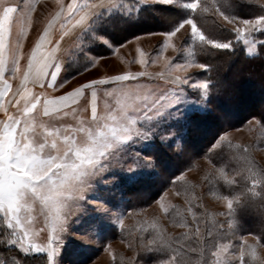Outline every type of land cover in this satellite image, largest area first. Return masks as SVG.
Listing matches in <instances>:
<instances>
[{"label": "snow or ice", "instance_id": "obj_1", "mask_svg": "<svg viewBox=\"0 0 264 264\" xmlns=\"http://www.w3.org/2000/svg\"><path fill=\"white\" fill-rule=\"evenodd\" d=\"M37 2L0 0V111L4 114L0 119V244L19 249L25 257L44 254L45 264H60L67 236L79 241L77 250L83 257L79 264H94L87 255L89 245L111 225L125 230L121 204L112 203L102 192L121 182L142 183L158 163L159 147L186 141L189 126L207 115L209 103L220 91L211 78L212 64L199 63L195 51L208 57L214 51L232 52L240 45L249 57L256 55L258 45L264 48V40L257 38V34L264 35V0H256L260 6L252 18L234 14L246 0H213L211 4L207 0H70L66 5L56 0L58 11L47 21L21 72L23 39ZM156 3L179 4L185 10L181 14L186 18L163 33L166 39L161 52L189 25L188 41L193 50L189 58L183 62L168 58L166 71L160 73L125 70L90 78L59 96L33 91L37 85L41 89L63 88L76 76L96 68L106 59L104 52L117 55L125 45L115 44L111 34L139 20L142 9L154 10L150 6ZM209 11L233 27L218 25L219 36L206 35L199 20ZM57 24L60 38L53 43ZM65 37H71L72 42L70 49H65L67 62L57 55ZM100 48L103 51H98ZM173 48L181 54L184 51L183 46ZM137 51V62L147 65L148 54ZM192 67L208 75L201 79L178 74ZM62 71L72 75L58 83ZM14 79H19V86L6 106L5 97L12 92L10 80ZM9 106L15 111H9ZM69 116L74 123L63 122ZM261 119L252 118L264 128ZM228 136V132L219 134L208 148L209 152L219 149L221 162L212 178L217 183L223 181L228 189L227 195L219 197L227 211L219 214L228 217L230 230H238V210L258 206L261 220L256 243L245 241L238 255H228L229 246L219 243L223 224L203 234L197 224L194 232L173 236L153 222L148 226L151 232L141 229L140 246L131 264H264V256L257 253V248H264V168L255 167L247 156L248 147L234 145ZM233 161L243 162V166L232 167L230 176ZM177 181H184L183 173L172 182ZM37 206L44 219L42 229L34 227ZM160 207L169 213L163 203ZM187 211L195 221L196 213L191 207ZM176 216L180 219L174 223L189 227L179 210ZM73 226H79L78 231H73ZM42 231H47L46 243H37ZM206 252L211 253V261L205 258ZM13 264L21 261L13 258Z\"/></svg>", "mask_w": 264, "mask_h": 264}, {"label": "rangeland", "instance_id": "obj_2", "mask_svg": "<svg viewBox=\"0 0 264 264\" xmlns=\"http://www.w3.org/2000/svg\"><path fill=\"white\" fill-rule=\"evenodd\" d=\"M69 2L70 0H63L65 5ZM183 2H187V0H181V3ZM207 2L211 4L213 0H207ZM156 5L176 8L180 18L164 23L165 31L148 29L140 33L137 32L141 27L138 23L127 24L125 29L129 30L131 35L120 43L125 46L120 48L117 55L104 52L106 59L101 60L96 68L83 73V75L76 76L75 79L64 84L63 88L51 89L45 86L41 89L38 85L33 87L31 84H29V87H33L35 93L43 91L50 96H59L90 78L113 75L125 70L132 72L146 70L155 74L166 71L168 58H173V62H177V60L183 62V59L189 58V52L193 51L189 47L190 41H188V35L190 34L189 25H185L184 29H181L175 37L171 38L166 50L161 52V47L166 39L163 33L170 31L180 20L186 18L181 14L185 10L179 4L165 5L156 3L151 6ZM259 6L256 0H246V4L241 7L242 9H236L234 14L242 18H252L254 10ZM58 8L56 0H38L36 3V11L32 14V25L28 29L27 36L23 39V57L20 60L21 72L27 65V59L34 47L35 37L39 38L47 21L58 11ZM218 25H224L227 29L233 27V25L224 21L222 17L214 14V11L203 14V17L199 20V26L202 27L206 35L219 36ZM148 33H155V35H148ZM57 36L60 38L59 24L55 26V34H52L53 43ZM135 37L140 38L137 40ZM257 38L258 40H264V35L257 34ZM69 39V45L65 49H70L71 47V37ZM127 41L131 42L126 43ZM173 45L177 48L183 46V53H178L173 48ZM65 49L62 51L61 59L67 62L68 56ZM137 49H141L148 54L146 58L149 63L147 65H141L137 62L139 59ZM98 51H103V48ZM256 52V55L249 57L242 51L240 45H236L235 50L232 52L219 50L218 53L222 55H228L231 59L240 60V62L230 60L226 65L215 63L211 59L209 61L208 57L203 56L198 50L195 51V58L199 63L212 64L211 78L213 81L219 80L221 77L226 79L224 85L218 84L220 91L213 96L208 105V112L216 115L218 119L217 125L215 126L210 120L208 125L202 122L204 116L196 118L195 122L187 130L186 141H177L171 147H159V160L150 177L139 184L128 185L121 182L113 186L109 192H102L112 203L121 204L125 212V230L122 232L117 226L111 225L104 230L98 240H94L89 245L87 255L92 258L94 264H131L132 257L140 246L141 229L148 228V232H151L152 229L148 226L153 222L173 236L182 234L185 231L194 232L190 227H187L186 230V228L180 227L173 222L180 219L179 216H176L177 210L186 220L191 219L196 222V220H193L192 213L187 211L189 207L192 208L193 213H196L197 219H202L203 216H206V220H210L212 224L214 219H216L215 222L223 224L221 232L225 234L222 238L224 241L219 243L229 246L228 255L232 253L238 255L240 247L244 245L245 241L250 245L256 243L254 237L260 233L255 228L250 229L252 234H240L238 230L229 229L227 216L219 214L227 211L226 203L219 197L227 195L228 189L225 185V190L221 192L214 187L219 186V183L212 177L218 174L217 169L221 167V163L213 164L212 157L219 152V149L212 152L208 151L215 137L223 132H228V139L234 145L238 144L248 147L247 156L250 158L251 163L255 162L256 165H253L257 168H264V128L257 125L255 120H252L253 117L261 119L264 116V57L262 56L264 55V48L258 45ZM260 62L263 63L261 64ZM256 65H259L257 70ZM178 74L201 79L208 75L204 70L197 67L189 68L186 72ZM70 75H72L71 72L62 71L58 83L64 77ZM10 83L12 85V96L19 86V79L10 80ZM83 104L84 101H81V106ZM10 111L14 112L15 109L10 107ZM249 120H252L251 124L247 123ZM63 122L74 123L70 116L64 118ZM261 124L264 125V119H261ZM201 149H205L209 153V157L207 154L201 155L199 153ZM228 151L225 148V152ZM235 164L236 162L233 161L229 165L230 176L231 168L236 167ZM181 173L184 175V181L173 183L174 177ZM220 183L223 184V181H220ZM185 189H188V191H185ZM91 196L92 194L89 193L90 198ZM161 203L169 208V213L166 214L163 211L160 207ZM172 206H175V208ZM129 212L131 215H128ZM33 215L36 217L34 227L36 229L44 228V219L39 213V206H37ZM237 223L238 226L242 224L238 217ZM78 228L79 226H73L72 230L78 231ZM148 232H145L144 235L147 236ZM0 239H3V233H0ZM46 240L47 231H42L36 242L46 243ZM130 243L132 247H129ZM261 243L264 244L262 241ZM78 244L79 241L74 238L65 237L63 251L59 257L60 264H79L83 257L77 250ZM109 245L110 248H108ZM257 253L260 256H264V248H257ZM113 255L115 256V261L113 260ZM13 258L20 260L21 264H25V261L27 264H45L46 260L44 254L25 257L20 253L19 249L9 248L5 244H0V260H4L5 264H13ZM233 264H238V262L234 261Z\"/></svg>", "mask_w": 264, "mask_h": 264}, {"label": "trees", "instance_id": "obj_3", "mask_svg": "<svg viewBox=\"0 0 264 264\" xmlns=\"http://www.w3.org/2000/svg\"><path fill=\"white\" fill-rule=\"evenodd\" d=\"M151 8L154 10H152V11H150L148 9H142L141 10L139 20H136L134 22V23H138L141 26L137 32L143 33V32H145L144 30H148V29L153 30V31L154 30H157V31L164 30L165 31L166 27H164V23H169V21H175L176 19L180 18V17H178L179 12L176 8L158 6V5L151 6ZM126 27H127L126 25H123L122 27H120L119 29H117L115 32H113L111 34L110 38L115 44H120V43L124 42L131 35V34H129V30L125 29ZM140 30H142V31H140ZM134 34H136V33H134ZM98 50H100V49H98ZM262 56L264 57V55H262ZM207 59L209 61L211 59L215 63H219V64H226L230 60L240 62V60H238V59L237 60L235 58L231 59L230 57H228V55H222L221 53H218L215 51L213 52V54L211 56H208ZM260 63L262 64L263 62H260ZM226 65H225V67H226ZM263 65H261V66L263 67ZM253 69H255V68H253ZM257 69H259V65H256V70ZM221 78L219 80H214V82L218 83L221 86L224 85L226 83V81H225L226 79L225 78L221 79ZM212 119H214L213 122H212ZM209 120L211 121V123L215 124V126L217 125L216 123L218 122V119L216 118V115L212 114L211 112H208L207 115L204 116V119L202 122H204L208 125ZM199 153L201 155L207 154L209 157V153L206 152L205 149H201ZM212 162H213V164L220 162V158L218 157L217 154H215L212 157ZM253 164L256 165L255 162H253ZM235 166L236 167H242L243 162H240V163L236 162ZM214 187L216 189H218V191H221V192H223V190H225V188H226L225 185L221 184L220 182H219V186H214ZM259 212H260V209L258 206L257 207H251V208H243V209L238 210L237 217H238V219L240 218V220L242 221V224L238 227L239 228L238 232L240 234H252L250 229H253V228H255L260 233L259 228H260L261 217H260ZM206 219H207V217L203 216L202 219L196 218V222H193L191 219L187 220V223H188L189 227L192 228L193 230H195V228L198 224L200 227L201 233L203 234L206 229L213 228L215 225L219 224L218 222H215L216 219H214V221L211 219L213 221V224L210 220L208 221ZM247 219H249V220H247ZM190 221H191V223H190ZM184 228H186V230H187V227H184ZM223 236H225V234ZM221 241H224V240L221 239L219 242H221ZM262 242L264 243V241H262ZM205 258L209 259V261H211V259H212L211 253L206 252Z\"/></svg>", "mask_w": 264, "mask_h": 264}, {"label": "crops", "instance_id": "obj_4", "mask_svg": "<svg viewBox=\"0 0 264 264\" xmlns=\"http://www.w3.org/2000/svg\"><path fill=\"white\" fill-rule=\"evenodd\" d=\"M54 34H55V31L53 32ZM70 37H65L64 38V40H62L61 41V45H60V47H61V51L60 52H58L57 53V55H59L60 56V58H61V54H62V51L65 49V47H67L68 45H69V41H70V39H69ZM37 39H38V37H35V41H34V45H35V42L37 41ZM59 38H58V36L56 37V40H58ZM55 40V41H56ZM55 41H54V43H55ZM65 44V45H64ZM31 53V52H30ZM12 96H11V92H9L8 93V96L7 97H5V104H6V106H7V100L8 99H10ZM15 101H13V103H14ZM9 111H10V106H9ZM4 118V114H3V112L2 111H0V119H3Z\"/></svg>", "mask_w": 264, "mask_h": 264}]
</instances>
